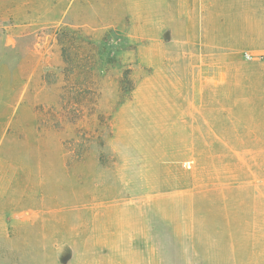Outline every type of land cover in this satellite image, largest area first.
<instances>
[{
  "label": "rangeland",
  "instance_id": "rangeland-1",
  "mask_svg": "<svg viewBox=\"0 0 264 264\" xmlns=\"http://www.w3.org/2000/svg\"><path fill=\"white\" fill-rule=\"evenodd\" d=\"M25 1L0 264H264V0Z\"/></svg>",
  "mask_w": 264,
  "mask_h": 264
},
{
  "label": "crops",
  "instance_id": "crops-1",
  "mask_svg": "<svg viewBox=\"0 0 264 264\" xmlns=\"http://www.w3.org/2000/svg\"><path fill=\"white\" fill-rule=\"evenodd\" d=\"M257 1L260 2L261 0ZM30 16H32V12L31 7L27 4V1L0 0V90L2 85H4L3 80H12L18 72L28 71V63L21 62L20 64H18L17 59H13L14 57L18 56L16 43H7L2 41L17 40L18 33L24 34L36 31L38 33L44 34V27L34 30V26H37L39 23H35V21ZM40 23L41 26H43L44 21L42 20L40 21ZM45 23L49 24L50 22L47 19ZM259 23H263V20L259 21ZM250 31L252 33L248 36V38H243V44L241 45H236V43H223L221 39H218L216 43L212 44V46L219 49H223L225 47L252 48L260 54L264 55V27L262 25L255 27L253 26L251 27ZM221 54L223 55L224 53ZM7 62H9V64H7ZM219 66L225 67V64H219ZM219 84H223V81H219ZM232 85V88L235 91V93L233 94V101L235 104L243 101V88L249 91L250 98L256 96L260 98L259 100L264 101V85L255 86L252 83L249 85H243L236 81H234ZM4 88L5 93H9L11 90V84L8 82L4 86Z\"/></svg>",
  "mask_w": 264,
  "mask_h": 264
},
{
  "label": "built area",
  "instance_id": "built-area-1",
  "mask_svg": "<svg viewBox=\"0 0 264 264\" xmlns=\"http://www.w3.org/2000/svg\"><path fill=\"white\" fill-rule=\"evenodd\" d=\"M247 57H249V56H247Z\"/></svg>",
  "mask_w": 264,
  "mask_h": 264
}]
</instances>
